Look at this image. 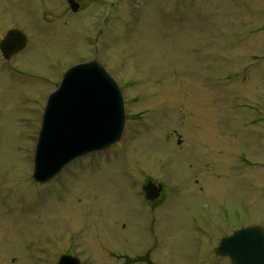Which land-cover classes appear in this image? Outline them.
I'll list each match as a JSON object with an SVG mask.
<instances>
[{"label": "rangeland", "instance_id": "obj_1", "mask_svg": "<svg viewBox=\"0 0 264 264\" xmlns=\"http://www.w3.org/2000/svg\"><path fill=\"white\" fill-rule=\"evenodd\" d=\"M78 2L0 0V38L28 39L0 51V264H226L222 232L264 226V0ZM94 57L121 88L122 136L35 182L47 97ZM148 178L166 186L151 206Z\"/></svg>", "mask_w": 264, "mask_h": 264}, {"label": "water", "instance_id": "obj_2", "mask_svg": "<svg viewBox=\"0 0 264 264\" xmlns=\"http://www.w3.org/2000/svg\"><path fill=\"white\" fill-rule=\"evenodd\" d=\"M79 9L78 0H67ZM27 44L26 34L9 28L0 39V50L10 59ZM125 124L124 100L117 81L96 57L71 65L58 86L47 97L33 156L32 179L44 183L72 160L104 150L120 140ZM180 142V139H178ZM162 183L147 180L145 198L160 195ZM231 264H264V226L255 224L235 229L215 247ZM57 264H81L77 255L61 254Z\"/></svg>", "mask_w": 264, "mask_h": 264}, {"label": "flooded vegetation", "instance_id": "obj_3", "mask_svg": "<svg viewBox=\"0 0 264 264\" xmlns=\"http://www.w3.org/2000/svg\"><path fill=\"white\" fill-rule=\"evenodd\" d=\"M148 179H150V178H148ZM147 179V180H148ZM146 180V181H147ZM152 180V179H151ZM153 181H155V180H153ZM155 182H161V181H155ZM162 184H163V187H162V190L160 191V195L156 198V199H154V200H149V199H146L145 198V193H144V191L142 190V192H143V194H144V198H145V204H147V205H149V206H151V205H155V204H158V203H160L161 202V200H163V198H164V196H165V194H164V189H165V184H164V182H161ZM253 224H259V223H253ZM221 229V228H220ZM237 229V228H236ZM235 229H230L229 231H223L222 232V234L220 235V238H219V240L222 238V237H224V236H226V235H228V234H230L231 232H233ZM219 240H218V242H219ZM214 253H215V251H214ZM146 255V258L148 259V254H149V251H147L146 253H145ZM215 255H217V257H220V258H222V259H224V262L226 263V264H231V261H230V259H229V257L228 256H226V255H218V254H216L215 253ZM149 260V259H148ZM226 260V261H225ZM149 264H152V262L151 261H149Z\"/></svg>", "mask_w": 264, "mask_h": 264}]
</instances>
